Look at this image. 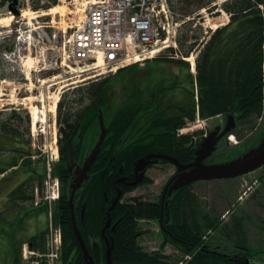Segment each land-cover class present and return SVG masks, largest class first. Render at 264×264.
I'll list each match as a JSON object with an SVG mask.
<instances>
[{"label":"trees","instance_id":"obj_1","mask_svg":"<svg viewBox=\"0 0 264 264\" xmlns=\"http://www.w3.org/2000/svg\"><path fill=\"white\" fill-rule=\"evenodd\" d=\"M9 2H13V5L9 6ZM211 2L212 0H168L171 11L179 21L192 17L197 10L210 9ZM7 3L9 9L18 10V7L12 9L19 4L17 0H0V7ZM31 3L34 10L46 9L54 0L46 4H40L39 0H32ZM222 9L228 14L229 22L216 29L203 45L196 59L195 77L189 72V64L183 60L190 56L196 45L192 39H196L197 34L191 33V21L181 25L182 32L185 31L186 34L181 37L183 35H180V29V38L176 40L177 49L170 48L166 51V56L160 55L146 61L147 67L142 72L129 66L115 74V78L119 80L124 79V73L130 71L123 85L132 92L122 108L105 122V139L91 168L94 187L87 191L88 197L83 200V223L97 224L84 227L80 226V222L78 229L82 238L87 232L98 240L103 262L106 245L101 240L100 232L109 204L103 201L102 195L105 194L109 200L115 197L111 183L115 174L117 178H131L136 161L149 153L172 156L181 164L191 161L199 142H194L192 135L177 136L176 132L186 121H194L197 115L205 120L230 114L235 117L236 127L240 128L252 126L264 112V0H227L222 4ZM189 33L192 35L189 36ZM111 84V79L105 77L96 83L75 89L74 95H87L89 100L78 112H71V103L66 105L63 100L58 103V122L64 128L61 130L64 139L71 135L78 124L85 128L96 127L99 112L102 111L104 116ZM142 86L145 88L141 89ZM183 95L191 101L196 98L197 102L185 105V100L183 105H178L177 102ZM172 96L174 98L169 100ZM164 105L166 106L163 107ZM171 110H176L178 114L170 115ZM0 131L7 133L3 126ZM66 145V142L59 144L60 159L55 168V175H59V178L64 171ZM80 146L81 144H76L74 150L78 151ZM160 163L168 162L161 160ZM0 168V173H3L8 167L2 164ZM42 178L40 176L37 182L40 191ZM26 182L22 184L23 187L20 185L11 193L17 203L33 202L34 190L27 187ZM142 183H148V179H144ZM117 188L121 191L120 200L125 193L134 189L119 182ZM189 189L186 187L175 193L168 209L163 211L159 204L139 198L118 202L110 213L112 219L117 221L116 227L113 231L105 232L112 245V264H178L184 255L185 264H231L223 256L206 252L208 246L202 237L209 230L220 232L224 239L227 235L230 236L231 248L243 247L248 255L264 256L262 249L249 247L246 243L244 223L239 216H233L230 227L221 226L219 219L214 220L215 216L210 218L200 210ZM55 207L54 220L60 226L62 234V264H85L70 225L66 190L60 191ZM141 221L159 223V236L162 240L160 247L171 246L178 256L166 258L160 252H145L139 243L144 234L139 227ZM261 228L264 233V227ZM42 242L41 240V244ZM14 264H19V261ZM233 264L241 263L234 261Z\"/></svg>","mask_w":264,"mask_h":264},{"label":"rangeland","instance_id":"obj_2","mask_svg":"<svg viewBox=\"0 0 264 264\" xmlns=\"http://www.w3.org/2000/svg\"><path fill=\"white\" fill-rule=\"evenodd\" d=\"M49 1L51 0H39L40 4H46ZM225 1L227 0H212L210 9L197 10L192 17L185 18V22H192L191 33L197 34L196 39H192L196 42L192 50L194 61L199 57L203 45L214 32L209 27L210 24H218V28H221L228 23L229 16L222 9V4ZM17 2L19 4L12 8L18 7L19 14L16 16L8 9V3L4 7H0V19L12 17L11 21L0 23V130H2L3 126L7 132L3 134L0 131V161L9 163V170L4 175H0V204L6 206L3 212L0 213V225L3 222L7 225L10 220L15 222L18 217L19 213L7 212L8 207L9 210L15 208L16 211H18V208H22L20 205L13 207L9 203L13 199L11 193L14 188L27 181V187L37 189L39 188L37 185L38 178L42 176L41 191L34 193L38 194V196H34L35 204L30 205L37 210L35 217L38 223H41L44 218L46 228L44 231L39 232V235L35 238L29 240L37 244V247L30 248L28 247L30 242L24 243L21 241L19 248L17 247L15 250L14 259L19 261V264H28L30 259H32V262L29 264H62L58 227L50 223L51 218L54 217V209H56V201H53L56 194L53 182L56 184L57 175H55V168L60 150L58 142L64 136L63 131H61L64 128L58 122L56 107L58 102L63 100L66 105L67 103L72 104V113L78 112L82 106L88 104L89 100L87 95H82V97L74 95L75 89L91 85L102 78L109 77L112 84L107 94V107L104 111V118L107 123L112 115L121 109L131 96L132 90L125 89L126 87L123 85V81L127 80V75L130 71L124 73L126 76L124 79L119 80L115 78V75H100V70H90L84 74L74 71L85 70L87 65L68 60L64 42L71 33V27L74 28L75 25L80 24L83 20L85 0H54V3L49 5V8H39L38 10L32 8V0H17ZM11 4L13 5V2H9V6ZM24 11L35 13L33 15L34 18L27 20V18L22 17ZM191 33H189V36L192 35ZM185 34V31H183L180 35L184 37ZM180 35L178 33L176 37L168 38L167 46L160 42L157 43V48H165L159 54L166 56V50H169L167 48L176 49V46L178 47L176 40L180 38ZM173 42H175V47ZM12 46L17 49L15 54L2 57L4 51ZM32 59L35 61L32 62ZM29 60L31 62L30 70L32 71L29 78L26 79L24 72ZM133 66L138 72H142L147 67L146 62L143 65L137 64ZM166 71L168 70L166 69ZM173 71H176V69ZM195 72L196 70L193 74L196 76ZM82 79H85V81L64 88V85ZM42 81H45V84H42ZM30 88L31 90H28ZM144 88L143 86L141 87V89ZM57 95H59V98L54 103ZM34 97L37 99L45 97V99L41 103L36 101ZM172 98L174 96L169 97V100ZM185 100L187 101L185 105L196 103L195 98L191 101L183 95L179 98L177 104L183 105ZM42 105L47 110L46 120L44 123H37L32 128L30 110L34 106L41 108ZM53 107L55 112L51 111ZM169 114L176 115L178 113L176 110H171ZM223 123V116L203 121L199 119L197 123L191 122L185 126L182 129V135H192L193 141L198 142L204 133L208 134L214 127L223 125ZM263 131L264 113L261 119L258 118L252 123V126L236 127L234 141H228L227 137L226 139L223 138L213 155L206 160V163L223 162L240 153L242 154L247 148L252 146V143ZM196 133L201 135H195ZM135 138L132 139L135 140ZM93 140L92 137L90 143ZM130 141L131 139L128 140V142ZM175 171V167L170 163H153L145 172L148 183H141L135 186L132 192L124 196L123 200L135 197L143 201L157 203L162 190L168 180L175 174ZM260 173L261 171L257 170L254 173L232 180L196 182L190 185L189 191L195 196L200 210L210 218L215 216L214 220L219 219L221 226L226 228L231 226L233 217L230 212H233V216L236 215L234 218L239 216L242 221L244 220L242 219L243 217H247L249 220H246L243 224L246 231V243L249 247L255 246L264 251V233L261 228L264 225L260 220L264 219V213L257 206L255 197L253 198L254 194L258 193L260 195L263 191L258 178ZM52 192H55V194ZM259 195L255 196L259 198ZM26 216L27 214L23 216L20 225H12L10 223L9 226L15 230H18L20 226L25 228V225L30 222L25 219L27 218ZM33 219L35 218L31 217V220ZM31 223L33 224V221ZM139 227L144 232L139 243L145 252H160L166 258L173 255L178 256L176 250L171 246L163 245L162 248L160 247L162 240L159 236V223L154 221L140 222ZM1 231L0 234H4ZM41 235L42 239L40 238ZM21 236L25 239L28 234L26 232ZM203 239L208 246V250L216 249L219 254L233 251L234 249L230 247V243L223 238L220 232L207 231L203 234ZM25 240L27 241V239ZM41 240L43 241L42 244ZM93 245V251L99 249L97 244ZM0 249L7 250L8 247L0 246ZM42 253H46V258H43ZM251 258L264 263V256L261 254L254 257L251 256ZM183 262H186V260ZM99 263L101 264V262Z\"/></svg>","mask_w":264,"mask_h":264},{"label":"built area","instance_id":"obj_3","mask_svg":"<svg viewBox=\"0 0 264 264\" xmlns=\"http://www.w3.org/2000/svg\"><path fill=\"white\" fill-rule=\"evenodd\" d=\"M85 4L83 23L66 40V56L102 72L113 73L136 59L151 57L157 43L167 46L179 26L167 0H87Z\"/></svg>","mask_w":264,"mask_h":264},{"label":"flooded vegetation","instance_id":"obj_4","mask_svg":"<svg viewBox=\"0 0 264 264\" xmlns=\"http://www.w3.org/2000/svg\"><path fill=\"white\" fill-rule=\"evenodd\" d=\"M192 66H194V65H192ZM101 117L103 118L104 116L102 115ZM104 120H105V118H104ZM91 129H93V130L91 131ZM104 130H105V128H104ZM101 132L102 131H101L100 122H98V121H97L96 127H94V128H91V127L85 128V127L81 126V124H78V125H76V127L72 131L71 135H69L68 137H65V139H64V136H62L60 138V141L58 142V144H64V142H66L67 145H66V150H65V158H64V162H63L64 171L62 172V175L60 176V178H59V175L56 176L57 186L54 185L55 186L54 191H57L58 193H60V191L66 190V192H67V203H68V208H69L68 211H69L70 225L72 228H74V225H75V227H77V229H79V223L80 222H81L80 226H84V227H93V226H96V224H97V223L94 224L93 222H88L85 225L83 223L84 218H85V204H84L85 202L83 200H85V198L88 197L87 191H91L94 187V184L92 181L93 175L91 174V168H92V165L94 164V162L96 161V159L98 157V154L101 150V146H102V143L105 139V135H106L107 131L105 130V133L103 135V139L101 142H99L100 137H101ZM92 137L94 140L90 143V141L92 140ZM224 137L225 136H223L220 140H222ZM69 143H71V147H72V164H71V167H68L67 158H66L67 148L69 146ZM76 144H81V146H80L81 148L78 149V151L74 150L76 148ZM96 148H98V149H97V153L95 155V158L90 163V166L86 169L85 168L86 167V161L89 158V156L91 155V153ZM59 159H60V151H59ZM59 159H58V161H59ZM112 159L113 158L110 159V162L112 161ZM189 162H191V161H189ZM257 170L261 171L258 178L260 180V185H261V188L263 191H262V194H260V195L258 193L254 194L253 198L255 197L254 199H255L257 206L261 210H263V213H264V166H262L261 168H259ZM257 170H255V171H257ZM126 178H127V181H126L125 185L130 186L128 184L133 181L134 173L132 174L131 178L127 177V176H126ZM118 179L119 178H117V176L115 174L113 180H111V183L114 187V191L116 193L115 197H113V200H109L105 196V194L102 195L103 201L106 204H109V206L106 210V215H105L104 221L102 222V228H103L104 233L102 234L100 232L101 240L105 243V245L110 244L105 232L113 231L116 227V224H117V221L112 219L110 213L120 200L119 199L115 203V205L112 207L113 202L117 198V193L119 190L117 188ZM53 184H54V182H53ZM58 184H59V187H58ZM130 187H133V186H130ZM90 188H91V190H90ZM179 191H177V192H179ZM130 192H132V190L127 192V193H130ZM52 193L55 194V192H52ZM127 193H125L124 196ZM167 195H169V194H167V190L164 188L162 190L161 196L158 200L159 201L158 204L161 207L162 211H163L164 207L166 208L167 203H169L171 198H172V195L171 196L170 195L167 196ZM255 195L256 196L259 195V198H257ZM120 201L122 202L124 200L122 199ZM163 203H164V205H162ZM230 213H232V217H233V212H230ZM242 219H244L243 223H245L246 220H249L247 217L246 218L243 217ZM260 220H261V222L264 221V219H260ZM50 223L54 224L56 227H58L60 229V226L55 223L54 217L51 218ZM244 231H245V229H244ZM92 239H94V238L91 237V235L87 232H85V236L83 238L81 237V240L83 241V243L85 244V246L87 247V249L89 251L88 252L86 249L87 253L90 254V258L93 257L94 264H99L96 260H101V264H106L102 260V250L99 247L98 240L96 241V239H94V240H92ZM226 240L230 243L231 242L230 236L227 235ZM76 242L78 244V247L80 249L81 255H82L83 260H84V257H85L84 251L81 249V245H80L79 240L77 238H76ZM93 244H97L99 249H97L96 251L95 250L93 251V249H94L93 246H96ZM235 251H237V253ZM93 252H94V255H93ZM206 252H209V254L214 255V256H223L224 260L227 262H230L231 264H233L234 261H238L241 264H260V263L264 264L258 260H252L251 255H248L247 250H245L243 247L234 248L232 253H230V251H227L226 253L219 254L216 252V249H214V250L206 249ZM152 253L153 252H151V253L149 252V254H152ZM86 261L84 260L85 263H86Z\"/></svg>","mask_w":264,"mask_h":264},{"label":"water","instance_id":"obj_5","mask_svg":"<svg viewBox=\"0 0 264 264\" xmlns=\"http://www.w3.org/2000/svg\"><path fill=\"white\" fill-rule=\"evenodd\" d=\"M234 118L233 116L229 115L228 119L226 120L225 126L223 130L218 134L220 127H216L198 146L194 153V160L186 165L180 164L177 160L170 156L165 155H152L149 154L145 158L140 159L136 162L134 166V179L128 185L134 186L140 181H142L144 177L143 169L150 164L152 161L151 159L154 158L157 161L159 158H163L169 162H171L177 170L180 172L177 176V179L170 187L171 190H177L183 188L191 183L197 181H212V180H227V179H235L242 175H245L249 172H252L256 169H259L264 165V134L261 138L260 142L258 143L257 147L250 149L247 153L236 157L232 160L222 162V163H214L205 165L203 161L206 160L211 156V154L215 150V146L217 142L224 136L226 133L230 132L232 128H234ZM99 122L101 126V137L99 142L102 141L103 135L105 133L104 126L102 123V117L99 115ZM96 148L89 158L86 161V169L90 166V163L94 160L95 155L97 153ZM67 163L68 167H71L72 164V147L71 143L67 148ZM127 178H119L118 182L126 184ZM121 192L118 190L117 198L112 204V207L115 203L119 200ZM73 217V216H72ZM73 233L75 237L79 240L81 245V249L84 251L85 259L88 261L89 264H93L92 259L89 257L85 244L81 240L79 233L74 225ZM106 261L107 264H111L110 260V248L106 251Z\"/></svg>","mask_w":264,"mask_h":264},{"label":"crops","instance_id":"obj_6","mask_svg":"<svg viewBox=\"0 0 264 264\" xmlns=\"http://www.w3.org/2000/svg\"><path fill=\"white\" fill-rule=\"evenodd\" d=\"M6 206L2 205L0 207V213L3 212V210L5 209ZM13 207H16L13 205ZM22 208H18L16 211L15 208H12V210H9L8 207V211L7 212H16L19 213L17 219L15 220V222H13L12 220L8 221V224H4L1 223L0 225V231L3 232L4 234H0V246H7L8 249L7 250H1L0 249V264H14V255H15V250L19 245L21 244V241H23L24 243H29V246L32 248L37 247V244H35L31 240L32 238H35L37 235H39V232L44 231L46 228V224L44 222V218L41 221V223H38V221L36 220V209L30 206H20ZM27 214V218H25L26 220H29V224L25 225V228H21V226L18 228V230H15L13 228H11L9 226V224L11 223L12 225H16L19 224L23 219V216ZM31 217H34L35 219L31 220ZM33 221V224L31 223ZM28 234V237L25 238L27 239V241L25 239L22 238V234L26 233ZM5 256V257H4ZM4 257V258H3Z\"/></svg>","mask_w":264,"mask_h":264},{"label":"bare ground","instance_id":"obj_7","mask_svg":"<svg viewBox=\"0 0 264 264\" xmlns=\"http://www.w3.org/2000/svg\"><path fill=\"white\" fill-rule=\"evenodd\" d=\"M56 9H58V8H56ZM33 15H35V13H33V12H31V11H24L23 13H22V17H24V18H27V20H31V19H33L34 18V16ZM12 20V17H8V18H2V19H0V23H3V22H9V21H11ZM218 25V24H217ZM217 25H215V24H210V28L212 29V30H215V29H217L219 26H217ZM163 50V47H161V48H157L155 51H154V54H156V53H159L160 51H162ZM139 59H136L135 61H138ZM190 63H191V65H194V59H193V56L192 57H190V58H188L187 59ZM35 60H33L32 59V62H34ZM28 63V64H27ZM26 64V66H25V76H26V79H28L29 78V76H30V73H31V71L32 70H30V66H31V62H30V60L27 62ZM74 70V69H73ZM90 69H85V70H74L75 72H78L79 74H84V73H87L88 71H89ZM87 79V78H86ZM52 81H54V80H52ZM69 81H71V80H69ZM68 81V82H69ZM83 81H85V79H82V80H79V81H75V82H72V83H70V84H68V85H64V88L65 87H68L69 85H74V84H77V83H80V82H83ZM51 82V81H50ZM66 82V81H65ZM64 82V83H65ZM67 83V82H66ZM42 84H45V81H42ZM30 85V84H29ZM28 90H31V88L30 89H28ZM35 98V97H34ZM58 98H59V95H57L56 96V98H55V102L54 103H56V101L58 100ZM30 99V98H29ZM44 99H45V97H41V99L39 98V99H37V98H35V100L36 101H38V102H41V103H43L44 102ZM52 112H55V109H54V107H53V109L51 110ZM46 113H47V110H46V108H45V106L44 105H42V107L41 108H39V107H32L31 108V110H30V114H31V125H32V128H34L35 126H36V124L37 123H39V122H41V123H44L45 122V120H46ZM187 258V257H186Z\"/></svg>","mask_w":264,"mask_h":264}]
</instances>
